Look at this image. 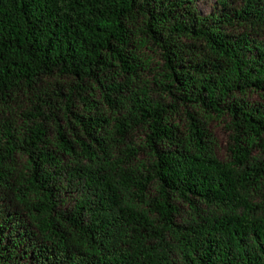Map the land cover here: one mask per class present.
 I'll return each instance as SVG.
<instances>
[{
	"label": "trees",
	"instance_id": "obj_1",
	"mask_svg": "<svg viewBox=\"0 0 264 264\" xmlns=\"http://www.w3.org/2000/svg\"><path fill=\"white\" fill-rule=\"evenodd\" d=\"M201 1L0 0V264H264V0Z\"/></svg>",
	"mask_w": 264,
	"mask_h": 264
},
{
	"label": "rangeland",
	"instance_id": "obj_2",
	"mask_svg": "<svg viewBox=\"0 0 264 264\" xmlns=\"http://www.w3.org/2000/svg\"><path fill=\"white\" fill-rule=\"evenodd\" d=\"M215 3H216V0H208L206 2L201 1L199 3V9L201 10L202 13L208 14L214 8ZM246 98L251 103H264V100L257 93H251ZM204 122L206 124L205 126L208 131V134L210 135V139L212 142V148L214 150L215 155L220 160H226L227 159L228 136H227V132L224 129V126L221 123V120H218L216 118L207 117L204 119ZM176 123L183 126L185 122L183 118L179 117L176 119ZM254 156L264 158V154L260 153V151L255 152ZM178 205H179L180 212H181L180 216H178V221H182L187 216L189 209L186 204H183L181 202H178Z\"/></svg>",
	"mask_w": 264,
	"mask_h": 264
}]
</instances>
